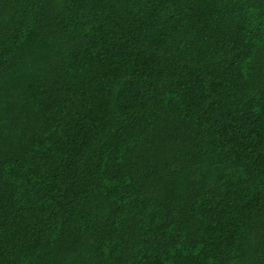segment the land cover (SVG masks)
I'll return each instance as SVG.
<instances>
[{
	"label": "trees",
	"instance_id": "16d2710c",
	"mask_svg": "<svg viewBox=\"0 0 264 264\" xmlns=\"http://www.w3.org/2000/svg\"><path fill=\"white\" fill-rule=\"evenodd\" d=\"M0 264H264V0H0Z\"/></svg>",
	"mask_w": 264,
	"mask_h": 264
}]
</instances>
